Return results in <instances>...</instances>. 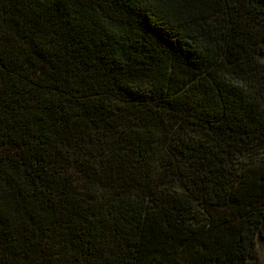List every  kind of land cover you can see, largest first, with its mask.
<instances>
[{
	"label": "trees",
	"instance_id": "obj_1",
	"mask_svg": "<svg viewBox=\"0 0 264 264\" xmlns=\"http://www.w3.org/2000/svg\"><path fill=\"white\" fill-rule=\"evenodd\" d=\"M264 0H0V264H263Z\"/></svg>",
	"mask_w": 264,
	"mask_h": 264
},
{
	"label": "rangeland",
	"instance_id": "obj_2",
	"mask_svg": "<svg viewBox=\"0 0 264 264\" xmlns=\"http://www.w3.org/2000/svg\"><path fill=\"white\" fill-rule=\"evenodd\" d=\"M258 251H259L260 258L264 264V241L262 240L258 241Z\"/></svg>",
	"mask_w": 264,
	"mask_h": 264
}]
</instances>
